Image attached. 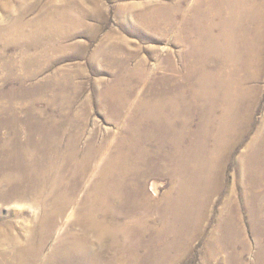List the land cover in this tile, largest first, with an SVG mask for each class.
<instances>
[{"label": "rangeland", "instance_id": "1", "mask_svg": "<svg viewBox=\"0 0 264 264\" xmlns=\"http://www.w3.org/2000/svg\"><path fill=\"white\" fill-rule=\"evenodd\" d=\"M45 1L46 11L62 18L61 23L57 20L47 28L52 34L41 40L28 35L0 38V175L10 172L13 176L12 182L0 183V264H21V257L33 256L27 246L36 239L32 230L38 226L41 209L34 204L38 189L29 173L46 162L45 154L54 157L53 150L40 147L24 156V143L37 144L40 138L58 142L61 138L59 146L65 149L68 138H83L81 148L92 138H125L129 118L140 122L143 111L139 107L145 101L161 105L157 121L141 120L140 148L156 161V165L142 168L149 200L160 195L154 196L150 188L154 179L164 181L163 196L174 187V201L179 190L193 191L192 185L200 178L194 169H203L193 158L199 142L207 144L205 157L224 161L213 169L218 175L215 184H210L211 199H197L192 201L194 205L190 201L184 210L207 211L201 232L192 229L190 242L174 240L165 263L264 264V51L261 66L252 70L240 45L247 36L250 43L264 49V0H254L258 11L250 0L242 6L240 0ZM40 9L33 7L28 18L43 17ZM228 34L236 48L231 47ZM29 42L37 45L29 47ZM227 52L230 58L225 57ZM245 65L253 77L244 82L249 78ZM203 80L206 88L197 97L195 89ZM230 99L234 103L227 105ZM234 104L239 108V122L230 129L221 116ZM212 107L219 111L207 123L205 114ZM221 143L224 154L216 147ZM169 158L171 167L159 168ZM75 206L59 218L58 229L43 249L41 264H94L96 259L109 264L129 258L127 249L97 251L96 245L85 256L73 250L61 257L56 246L67 232L64 224L73 223L69 239L81 236L76 216L70 215ZM172 212L174 233H180L185 212H179L177 205ZM143 215L138 213L137 220L146 219ZM130 219L108 217L110 224H126ZM161 220L148 214L149 224L157 229L162 227ZM89 240L95 243L96 238L90 235ZM145 252L140 250V257Z\"/></svg>", "mask_w": 264, "mask_h": 264}, {"label": "bare ground", "instance_id": "2", "mask_svg": "<svg viewBox=\"0 0 264 264\" xmlns=\"http://www.w3.org/2000/svg\"><path fill=\"white\" fill-rule=\"evenodd\" d=\"M250 1L252 3L254 11H258L260 7L254 2V0ZM94 2L97 1L94 0ZM244 2L245 0H240L241 6L244 4ZM47 6L48 3L47 1L44 2V0H0V38L4 36L5 38L9 37L10 39H12L13 37H17L20 35H22L23 37L25 35H28V37H31V39H45L47 36L52 34L50 30H47V28L53 23L56 24L55 21L57 20L61 23L62 19H57L54 12L49 13L48 11H46ZM33 7L41 8L40 11H42L41 14L43 15V17L38 20H36L35 18H28L27 14ZM232 7H234V4L232 5ZM56 12H59V9H57ZM230 22L231 21L229 20L227 21V23ZM248 38L249 37L247 36H243V43L240 45L244 49V55L249 64H251L252 70L255 67H258L259 69V67L261 66L260 55H262L264 49L260 47V45L256 46L253 43H250L251 40L249 41ZM228 39L231 47L236 48L237 44L233 43L236 41L230 37V34H228ZM35 45L37 44H33L31 42L27 43V46L29 47ZM256 52H258V55H254L256 54ZM225 57L230 58V53H225ZM245 66V70H247L246 73H249L247 68L248 66ZM248 76L249 78L245 79L244 82L252 79L253 75L251 74V71ZM202 83V86H199L200 88L198 87L195 89L197 97L198 95H200V92H203L206 88V80H203ZM234 89L235 88H233V90ZM174 98H176V96H174ZM231 98L233 99V96H231ZM232 99L229 100L227 105H231L233 101ZM157 104L158 105L152 106V103H150L149 101H145V103L142 104L144 107L142 108V105L139 107L143 111V114L140 118L142 122L144 121V119L146 121H151V119L152 121H157V119L161 117L159 113L161 111V105L160 103ZM204 105L205 103L203 102L200 104L201 107ZM218 111L219 109H217V107H212L211 110H208V112L205 114L207 117H205V121H207L208 123L210 121L209 117L211 118V121L215 120V115L217 116L216 113ZM204 112H206V110H204ZM238 113L239 108L237 104H234V107H228L224 109L223 117L221 116V118H223L222 122L225 121V125L230 129H233L239 122ZM141 120L140 122H135L136 120L134 118H129L128 126L125 130H123L125 138H110L108 141H99L98 138H92L82 148L80 146V143L83 138H68L69 141L65 145V149H62V146H59L61 138L58 139V142L57 140H55V138H42L43 140H41L40 138L37 144L30 141L28 143H24V147H21L22 154H24V156L31 154V152L39 149L40 147L41 150L42 148L44 150L46 148H48V150H53L54 157L51 158L50 155L45 154V157L48 158L47 160L45 158L46 162L44 161L45 163L43 165L41 164L42 166L35 165L33 169H31L32 171L29 173L30 177L33 175V177H31L35 181L33 185H35V188L38 189V193L33 196L34 204L37 208L41 209V213L38 218V226L32 230V233L35 235L34 237H36V239L34 238V240H29L30 243L27 246V251H29V254H33V256L28 259L26 258L27 260L21 257L19 259L21 264H41L43 262L42 260L45 257H43V249L45 248L47 241L49 240L52 233L56 231V228L58 229L57 226L59 218L61 216H64L67 210L71 208L72 205H76L77 209L70 215L73 216L74 214L76 216L75 221L78 225H80L79 229H81V236L69 239L70 237H68V232L71 231L70 228L73 223L64 224V226L67 228V232L62 236L61 240L56 246V250H58L57 253H60L61 257H65L69 251H75L77 253H80L81 255H84L85 253H92L93 249L95 251L96 245V247L99 249L97 251L112 250L115 252H122L125 249L129 251L130 254L128 259L112 260L109 261V264H126L130 261H132V263L135 262V264H166V255L169 254V250L175 244L176 241L173 243L174 240L177 239L178 243H180L181 241L190 242L193 239L194 233L192 229L198 231V233L201 232L200 226L202 221L205 220L207 211H201L196 207L195 209H193L194 212H188L189 210H184L187 205H189L190 201L192 203V201L195 202L197 199L198 201L199 199L203 201H205L204 199H211L213 187H211L210 184L212 182L213 184H215V180L218 175L213 171V169L216 166L223 164L224 161L218 163L216 157H205L204 154L206 152V143L204 144L202 141L198 143L197 140V148H199V151H195V154L193 156L194 163L195 165H199L198 167L202 166L203 169H197V167L194 169L195 171L200 172V178L194 182V185H192L191 188H193V191L190 192L189 190H187V188H183V190L181 191L179 190V196L177 200L174 201V199L172 198L174 187L172 192L167 191L163 196L161 194V187L165 185L164 181L154 179L150 185V188H152L154 196L158 194L160 195L159 198L153 197L154 200H149L150 198L148 199L146 197L148 196L146 195L147 185L145 184V181L143 179L145 177V173L142 171V168L144 166H149L150 164H155L156 161H151L152 157L146 153V149L144 148V150H141L140 148L139 137H141L142 135ZM138 129L141 131V133H138ZM224 139L228 140L229 138ZM231 139L232 142L239 140V138H230V141ZM202 144H204V146ZM216 147L218 151H221L224 154L225 147H222V143L217 144ZM224 159H227L226 156ZM159 165V168L171 167L170 158L167 161H163ZM65 170H68L69 172L67 171L68 173L65 174ZM161 174L163 173L161 172ZM12 181L13 176L12 174H10V172L0 175V183ZM16 187L18 188L19 186ZM83 189L86 190L83 194L82 199L78 198L77 200L78 194L81 193ZM114 202H117V205L112 207L111 205ZM174 204L175 206L177 205L179 212H185L182 213V226L184 228L180 233L179 231L174 233L173 223L170 220L174 218V214L172 212L173 207H175ZM140 212L144 214L143 216H146V219L144 217L141 220H137L139 218H137L136 216ZM150 213L161 217V229H157L156 226L153 227L151 224H149L148 214ZM121 215L130 217V222L126 224H122L121 222L120 224L109 223V216L121 217ZM230 221L233 220L231 219ZM233 224L234 223L230 224L229 226ZM121 233H124L125 236L121 237ZM90 235L95 236V243L89 240ZM148 235H151V238L146 239ZM140 250L146 251L145 257L143 256L144 258L140 257ZM150 250L151 253H149ZM90 260L92 261V258ZM52 261L53 260H51V262ZM93 263L108 264V262L99 261V259L94 260ZM47 264L49 263L47 262Z\"/></svg>", "mask_w": 264, "mask_h": 264}]
</instances>
